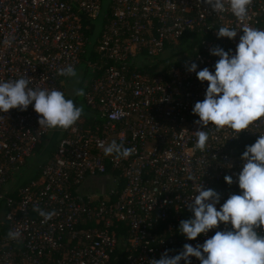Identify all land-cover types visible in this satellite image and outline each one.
I'll return each instance as SVG.
<instances>
[{
	"label": "built area",
	"instance_id": "1",
	"mask_svg": "<svg viewBox=\"0 0 264 264\" xmlns=\"http://www.w3.org/2000/svg\"><path fill=\"white\" fill-rule=\"evenodd\" d=\"M225 5L214 12L204 0H0V81L28 77L29 87L63 92L68 77L58 71L76 70L94 37L99 59L87 65L102 72L84 96L94 126L63 129L40 177L25 186L9 188L51 129L40 128L33 105L0 112V264H151L166 250L174 256L184 244L232 230L220 223L191 241L178 231L193 217L195 183L220 194L217 210L242 194V154L264 134V117L241 133L194 123L208 83L186 64L214 73L219 57L211 48L235 55L243 25L264 30V0H251L243 22ZM83 18L97 21L91 40ZM222 26L237 36L218 39ZM168 49L175 64L162 57ZM198 130L209 133L203 150L195 148ZM113 140L135 153L106 156L99 145ZM89 181L94 192L80 194ZM34 206L58 214L42 222ZM9 231L20 238L9 239Z\"/></svg>",
	"mask_w": 264,
	"mask_h": 264
},
{
	"label": "clouds",
	"instance_id": "2",
	"mask_svg": "<svg viewBox=\"0 0 264 264\" xmlns=\"http://www.w3.org/2000/svg\"><path fill=\"white\" fill-rule=\"evenodd\" d=\"M214 12L226 10L225 0H204ZM251 0H227L228 9L241 22L247 19L248 5ZM243 35L236 47L235 55L219 46L211 48L210 54L219 57L213 73L207 67L197 72V65L186 64L189 72L196 73L199 81L207 82L205 98L195 103L192 114L199 117L194 121L200 127L215 126L219 131L225 127L241 133L253 122L264 117V30L248 25L241 27ZM217 38L234 39L237 30L222 26L216 32ZM6 43H10L6 41ZM58 75L76 78L73 66L60 69ZM30 78L0 81V112L19 108L25 111L29 105L39 114L40 128L67 129L72 127L83 115V106H77L72 99H66L57 89L29 87ZM79 80L77 79V83ZM76 96H83L82 89L75 90ZM124 115V113H119ZM196 149L203 150L209 140L207 131L195 133ZM106 156L115 155L117 159L128 158L136 149L126 147L115 140L105 146L99 145ZM242 171L238 175V186L242 194H232L217 210L221 196L213 189L205 190L202 184L195 187L197 194L187 205L193 217L180 221L179 233L187 240H196L220 223L230 224L232 230L216 231L215 235L193 247L184 244L183 250L169 256L166 250L160 258L152 259L151 264H191L195 257L200 264H264V235L257 229L264 228V134L256 142L246 146L241 157ZM194 180L193 177L189 178ZM224 180L231 185V176ZM33 211L43 217L42 222L51 220L58 213L55 210L44 211L38 206ZM8 238H20L19 231H9Z\"/></svg>",
	"mask_w": 264,
	"mask_h": 264
},
{
	"label": "rangeland",
	"instance_id": "3",
	"mask_svg": "<svg viewBox=\"0 0 264 264\" xmlns=\"http://www.w3.org/2000/svg\"><path fill=\"white\" fill-rule=\"evenodd\" d=\"M98 23H100V21H98ZM96 39V37H94V39L91 40L90 45H88V49L91 48V46L94 44V40ZM174 50H167L166 54L163 55L162 57H166L168 58V61L173 62L175 64V61L177 59L178 56H176V54H174ZM170 55H173L172 57H170ZM87 63L83 62L80 64V66L77 67V69L75 70L77 72V77L76 78H71L68 77L65 82H64V87H65V92L64 95L66 98L68 99H72L73 101L76 100L77 102V106H83V113H85V107L83 104V96H76L75 95V90L79 89L80 86H86L88 85L89 81L92 80V68L89 67V69H87L86 66ZM77 79L79 80V82L77 83ZM58 128L52 129L53 131L56 130ZM53 135L55 133L51 132ZM48 135V140L47 143L44 145L41 153L39 155L36 156H32L30 159L27 160V165L25 168H22V170L16 175L15 181L9 185V188H14L15 185L20 184L19 182L21 181H25V180H30L33 177L34 172L38 169V167L40 166V164L46 163V161L50 158L51 155H53L55 149H56V145L60 136V132H56L57 135H52V134ZM58 137V138H57ZM22 174V175H21ZM21 175V177H20ZM20 177L19 180H17Z\"/></svg>",
	"mask_w": 264,
	"mask_h": 264
},
{
	"label": "trees",
	"instance_id": "4",
	"mask_svg": "<svg viewBox=\"0 0 264 264\" xmlns=\"http://www.w3.org/2000/svg\"><path fill=\"white\" fill-rule=\"evenodd\" d=\"M104 2V1H103ZM102 2V3H103ZM84 19V21H85V23L89 26V29L88 30H86V32H85V36L89 39V40H91L92 39V37H93V35L95 36V24L97 23V21L95 20H93V19H90V18H83ZM89 45V44H88ZM88 45L85 47V53H83L82 54V56H81V61H80V63H79V66H80V64L81 63H83V62H85V63H87V62H96V61H98V55L94 52V49H93V47L96 45L95 43H94V45H92L91 46V48H89L88 49ZM86 66H87V69H89V67H88V65L86 64ZM96 73V74H95ZM95 73H93L92 72V79H93V77L95 76V75H97L98 73L99 74H102V72H95ZM98 74V75H99ZM91 80L89 81V83H88V85H86V86H80V88L79 89H82L83 91H84V95H83V104H84V107H85V113H83V115L81 116V118L75 123V124H77V123H82L84 126H88V125H93L94 126V124H95V122L93 121V119H92V116H91V114H90V111H89V109L86 107V105H85V101H84V96H85V94L90 90V87H91ZM66 98V97H65ZM66 99H68V98H66ZM74 103L77 105V102H76V100H74ZM98 123H100V122H98ZM47 140H48V136L46 137V138H43L42 139V141L37 145V147L35 148V150L33 151V153H32V155H31V157L32 156H36V155H39L40 153H41V151H42V149H43V147H44V145L47 143ZM31 157H29L28 159H30ZM28 159H26L25 161H24V163L21 165V167H20V169L22 170V168H25L26 167V165H27V160ZM44 164L45 163H43V164H40V166L38 167V169L34 172V174H33V177H32V180H37L39 177H40V174H41V169H42V167L44 166ZM22 175V174H21ZM20 175V176H21ZM16 177V176H15ZM20 179V178H19ZM18 179V180H19ZM31 180V179H30ZM27 181H29V180H25V181H21V182H19L20 184H21V186H25L26 184H27ZM14 182V181H13ZM120 188H122V186L121 187H119V189ZM7 195H8V193H7Z\"/></svg>",
	"mask_w": 264,
	"mask_h": 264
},
{
	"label": "crops",
	"instance_id": "5",
	"mask_svg": "<svg viewBox=\"0 0 264 264\" xmlns=\"http://www.w3.org/2000/svg\"><path fill=\"white\" fill-rule=\"evenodd\" d=\"M64 82H65V80L63 81V85H62V91L63 92H65V87H64ZM62 130H63V128H58V129H56V130H54L55 131V133H54V135H57L56 134V132H60V136H61V132H62ZM52 129H51V132H54ZM50 132V133H51ZM52 134V133H51ZM53 135V134H52ZM53 135V136H54ZM60 136H59V138H60ZM58 138V137H57ZM21 177V176H20ZM19 177V178H20ZM18 178V179H19ZM17 179V180H18ZM13 181H15V178L13 179ZM92 181H89L88 182V185H86V186H88L89 187V189H86V187H85V185H84V187H81L80 189H79V192H80V194H86V193H88V192H90V193H93L94 192V190L96 189V188H94V185H93V183H91ZM91 183V184H90Z\"/></svg>",
	"mask_w": 264,
	"mask_h": 264
}]
</instances>
